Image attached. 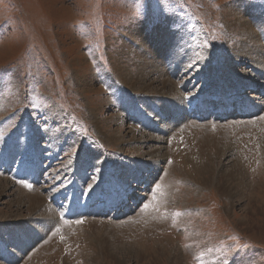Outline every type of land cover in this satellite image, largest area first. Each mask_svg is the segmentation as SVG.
Wrapping results in <instances>:
<instances>
[{
    "label": "rangeland",
    "instance_id": "obj_1",
    "mask_svg": "<svg viewBox=\"0 0 264 264\" xmlns=\"http://www.w3.org/2000/svg\"><path fill=\"white\" fill-rule=\"evenodd\" d=\"M259 20L264 0H0V264H264Z\"/></svg>",
    "mask_w": 264,
    "mask_h": 264
},
{
    "label": "bare ground",
    "instance_id": "obj_2",
    "mask_svg": "<svg viewBox=\"0 0 264 264\" xmlns=\"http://www.w3.org/2000/svg\"><path fill=\"white\" fill-rule=\"evenodd\" d=\"M257 24H259L261 27H263V29H264V25L261 23V21L259 20L258 22H257ZM257 35V34H256ZM258 36V35H257ZM250 37V42L248 43V45H243L245 48H246V51H245V53L247 54V55H249L250 53H254V55H251V57H248V60L250 61V62H253V64H254V66H256L258 69H263V72L261 73V76L260 75H258V76H249L250 78H244L245 80H248L249 82H253L254 80H256V79H261L259 82H256V86H254V84L253 85H251V86H253L252 87V89H254V87L255 88H260V87H264V80H262V78L264 77V49H263V51H262V48L260 49L259 48V45L257 44V42H252V38H256L255 36H249ZM261 36L259 35L258 36V39L260 38ZM258 39H257V41H258ZM264 41V40H263ZM261 44V43H260ZM264 45V44H263ZM243 49V48H242ZM240 57V56H239ZM253 57V58H252ZM176 64H177V67H180L181 65V63L179 64V62H176ZM175 64V65H176ZM143 69H141L139 72H138V78L140 79L139 81L142 83V84H144L145 86H147V85H149V83L148 82H150V81H148V82H146V78H145V71H147V73H148V71H152V69H154V67H146V66H144V67H142ZM152 68V69H151ZM162 68V67H161ZM164 68V67H163ZM162 70H165V69H162ZM244 71V70H243ZM175 72V71H174ZM260 72V71H259ZM257 73V72H256ZM167 74H168V72H167ZM166 74V75H167ZM172 74V73H171ZM246 74H248V73H246ZM250 74V73H249ZM258 74V73H257ZM171 76L172 75H168V76H164L165 77V86L164 87H168V86H170V88L172 89V91L171 92H174V99L175 100H181V99H183V98H185L184 97V94H183V92L177 87V85L175 86L174 85V82L171 80ZM213 81V80H212ZM214 82V81H213ZM163 83V82H162ZM253 83H255V81L253 82ZM189 87V86H188ZM213 87V86H212ZM169 88V89H170ZM209 88V87H208ZM240 88V87H239ZM244 91V90H243ZM205 92V91H204ZM225 95V94H224ZM236 98V97H235ZM258 107V106H257ZM259 108H255L254 106L252 107H249L247 110V112H245V113H247L246 115H254V114H256L255 112H256V110H258ZM262 109V108H261ZM222 113H224V112H222ZM264 114V113H263ZM223 115V114H222ZM256 116V115H255ZM246 117V116H245ZM244 117V118H245ZM241 118V117H240ZM249 118V117H248ZM188 119V118H187ZM192 119V118H191ZM252 119V118H251ZM257 119V118H256ZM255 119V120H256ZM262 119H264V116L262 117ZM261 119V122H257L258 124L254 127V126H251V125H249V129H247L246 128V131L245 132H247L248 134H249V136L250 135H252L253 136V141L255 140V138L257 137V136H263V137H261L262 139H261V141L260 140H257L258 142V144L260 145V144H263L264 143V121ZM243 120H246V119H243ZM241 121H242V119H241ZM240 121V122H241ZM249 121V120H248ZM248 121H247V123H248ZM257 121V120H256ZM256 121H254L253 123L254 124H256ZM189 122V121H188ZM239 122V121H238ZM243 122V121H242ZM252 122V121H251ZM215 123V122H214ZM234 123H237L236 122V120L234 121ZM244 123V122H243ZM246 123V124H247ZM216 124H217V122H216ZM241 124V123H240ZM185 125V124H184ZM192 125V124H191ZM193 125H194V123H193ZM208 125V124H207ZM245 125V124H244ZM195 126V125H194ZM200 126H201V124H200ZM204 126V125H203ZM211 126V125H210ZM217 126V125H216ZM231 127H232V125H230ZM236 126V125H235ZM243 126V125H242ZM183 127V126H182ZM198 127H199V125H198ZM202 127V126H201ZM238 127V126H237ZM185 128V127H184ZM186 128H188V127H186ZM196 128V127H195ZM200 128V127H199ZM207 128V127H206ZM233 128V127H232ZM231 128V129H232ZM201 129V128H200ZM208 129V128H207ZM215 129V128H214ZM226 129V128H225ZM242 129V128H241ZM240 129V130H241ZM204 130V129H203ZM243 130V129H242ZM241 130V131H242ZM245 130V129H244ZM175 131V130H174ZM189 131V130H188ZM196 131V130H195ZM219 131V130H218ZM235 131V130H234ZM180 132V131H179ZM191 132V131H190ZM189 132V133H190ZM237 132V131H236ZM244 132V131H243ZM244 132V133H245ZM181 133V132H180ZM173 134V133H172ZM182 134V133H181ZM199 134H200V132H199ZM231 134V133H230ZM194 135V134H193ZM197 135V134H196ZM228 135V134H227ZM226 135V136H227ZM255 135V136H254ZM192 137H194V136H192ZM228 137V136H227ZM229 137H230V135H229ZM248 137V136H247ZM196 138H198L197 136H196ZM195 138V139H196ZM200 138V137H199ZM238 138V137H237ZM241 138H242V136H241ZM260 138V137H259ZM193 139V138H192ZM186 140V139H185ZM220 140V139H219ZM219 140H218V142H219ZM233 140H235L234 138H229V140H227V139H221L220 141V143H221V145H222V147H226V146H232V144H230V142L229 141H233ZM181 141V140H180ZM252 141V142H253ZM197 142H199V141H197ZM217 142V143H218ZM244 142V141H243ZM249 142V141H248ZM180 143V142H179ZM182 143V142H181ZM194 143V142H193ZM219 144V143H218ZM234 144V143H233ZM245 144H247V143H245ZM184 145V144H183ZM199 145V144H198ZM205 145V144H204ZM216 145V144H215ZM214 145V146H215ZM197 146V145H196ZM240 146V145H239ZM244 146V145H243ZM172 147V146H171ZM177 147V146H176ZM210 147V146H209ZM219 147V146H218ZM236 147V146H235ZM185 148V147H184ZM260 148V147H259ZM186 149V148H185ZM191 149V148H190ZM205 149V148H204ZM237 149V148H236ZM257 149V148H256ZM162 146H159V147H157L156 149H154L153 151H156L154 154H152V156H157L158 158H161V157H163V153H162ZM238 150V149H237ZM243 150V149H242ZM247 150V149H246ZM255 150V149H254ZM260 150V149H259ZM262 150V149H261ZM185 151H187V149L185 150ZM184 151V152H185ZM190 152V151H189ZM201 152V151H200ZM236 152V151H235ZM244 152H245V150H244ZM192 153V152H191ZM190 153V154H191ZM263 153H264V150H263ZM262 153V154H263ZM202 155V154H201ZM180 157H182V155H180ZM185 158L184 159H186V161H188L189 163L190 162H192L191 160H190V157H188V156H184ZM201 157V156H200ZM204 157V156H203ZM239 157V156H238ZM238 157H236V158H238ZM247 157V156H246ZM235 158V159H236ZM262 158V159H261ZM259 157L258 155H255V160L254 161H257L258 163H257V165L255 166V168L256 167H258V166H260L259 164L261 163V162H263L264 161V154L262 155V157ZM202 159V158H201ZM239 159V158H238ZM244 159V158H243ZM134 160V159H133ZM233 161H234V159H233ZM173 162V161H172ZM236 162V161H235ZM243 162V161H242ZM91 163V162H90ZM147 163H149L148 161L147 162H145V161H143L142 162V165L145 167V165L147 164ZM158 163V162H157ZM156 163V164H157ZM186 163V162H185ZM184 163V164H185ZM202 163V162H201ZM240 163V162H239ZM172 164V163H171ZM87 165V164H86ZM157 165H159V163L157 164ZM244 165V164H243ZM262 165L264 166V164L262 163ZM196 166V165H195ZM234 166H236V163L235 164H233L232 163V167H233V169L234 170H237V168L236 167H234ZM241 166V165H240ZM238 167V166H237ZM244 167V166H243ZM200 168H202V167H199V166H196V168L195 169H197V170H201ZM264 168V167H263ZM170 169V168H169ZM194 169V168H193ZM246 170V169H245ZM264 170V169H263ZM168 171V170H167ZM240 173H242V172H240ZM247 173V172H246ZM184 174V173H183ZM183 174L182 173H180V175L179 176H182L181 178L182 179H184L183 178ZM75 176V175H74ZM244 177V176H243ZM132 178V177H131ZM175 178V177H174ZM180 178V177H179ZM237 178V177H236ZM138 179V178H137ZM235 182V181H234ZM246 183V182H245ZM162 187V186H161ZM165 187H166V185H165ZM232 187H233V185H232ZM167 190V189H166ZM164 191V190H163ZM177 259V261H179V262H181V258H179V257H177L176 258ZM182 263V262H181Z\"/></svg>",
    "mask_w": 264,
    "mask_h": 264
},
{
    "label": "snow or ice",
    "instance_id": "obj_3",
    "mask_svg": "<svg viewBox=\"0 0 264 264\" xmlns=\"http://www.w3.org/2000/svg\"><path fill=\"white\" fill-rule=\"evenodd\" d=\"M154 184H155V182H154ZM28 187H31V185H27ZM149 193H151V188H150V190H149ZM121 195H123V192H121L120 193ZM148 197L146 196L145 197V199H147ZM148 207V205L147 204H145V208H147ZM0 259H3V257L2 256H0Z\"/></svg>",
    "mask_w": 264,
    "mask_h": 264
}]
</instances>
